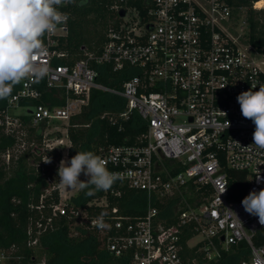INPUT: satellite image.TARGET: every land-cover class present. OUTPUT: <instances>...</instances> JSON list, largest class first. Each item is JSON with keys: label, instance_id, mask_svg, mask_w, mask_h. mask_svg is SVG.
<instances>
[{"label": "built area", "instance_id": "obj_1", "mask_svg": "<svg viewBox=\"0 0 264 264\" xmlns=\"http://www.w3.org/2000/svg\"><path fill=\"white\" fill-rule=\"evenodd\" d=\"M258 1L243 7L229 0H144L143 13L114 3L123 15L107 32L100 53H87L71 65L56 62L66 57L57 44L67 22L43 37L46 52L37 58L48 68L43 80L48 88L63 89L65 102L23 106L21 101L38 99L41 92L35 80L21 81L0 112L6 134H22V112L13 109L23 107L33 125L65 121L63 135L42 132V148L67 150L68 120L92 89L123 97L126 109L146 125L143 143L110 146L100 155L108 170L122 177L117 182L145 195L143 215H124L113 206L105 217L110 229L100 230L95 226L99 215L68 209V197L59 192L48 221L70 215L99 234L124 264H264V241H259L264 225L241 205L250 191L264 188V150L251 145L255 125L242 116L236 100L242 91L264 86V54L248 42L249 16H242L238 35L230 29L234 11L260 10L264 0L261 7ZM92 63L108 64L113 71L135 67L137 73L121 88H110L97 82ZM0 155L9 160L10 151ZM231 171L245 172L242 199L229 196ZM110 193L119 196L120 190ZM91 204L107 205L105 198ZM35 226L28 245L37 242L41 224ZM19 259L13 248H0V264Z\"/></svg>", "mask_w": 264, "mask_h": 264}, {"label": "trees", "instance_id": "obj_2", "mask_svg": "<svg viewBox=\"0 0 264 264\" xmlns=\"http://www.w3.org/2000/svg\"><path fill=\"white\" fill-rule=\"evenodd\" d=\"M252 1L255 0H229L230 3L243 7L250 6ZM143 2L144 0H87L82 7L70 4L61 8L69 15V19L67 33L59 38L57 48L65 51L66 57L57 59L56 62L71 65L84 58L87 53L99 54L107 32L120 21V10L114 9L113 4L134 6L143 13ZM248 19V42L264 54V5L260 10L250 9ZM91 66L97 70V82L116 89L121 88L125 79L137 73L135 67L129 66L119 71H113L105 63H92ZM35 84L41 92L40 97L21 101V105L31 108L39 103L47 107L64 104L63 89L48 88L43 79L35 81ZM6 101L7 98L0 100V112L5 108ZM19 118L22 134H6L0 127V154L7 150L12 152L23 134L30 144L15 154L11 173L8 174L4 161L0 163V248H13V254L20 257L13 264H124L123 258L115 257L107 250L99 234L86 229L70 215L52 217L48 221L50 205L59 201L57 169L61 152L41 147L45 124L33 125L28 110L22 112ZM66 130L69 140L67 159H70L76 151H92L100 156L110 146L141 144L146 125L135 112L126 109L123 97L92 89L87 103L69 118ZM46 156L51 158V163L43 162L42 159ZM230 175L229 196L232 199H242L245 172L231 171ZM112 188L120 190L119 196L110 193ZM112 188L93 196H86L79 189L77 194L67 199V207L85 210L89 215H100L113 206L124 215L140 216L145 213L146 199L141 191L128 188L117 181ZM193 194L194 198L199 197L197 192ZM101 198H105L106 206L89 205L93 200ZM169 213L171 216L172 211ZM36 221L41 224L37 242L35 245H28L37 229ZM30 228L31 232H28ZM259 241H264V236ZM234 259L235 255H232L228 262Z\"/></svg>", "mask_w": 264, "mask_h": 264}, {"label": "clouds", "instance_id": "obj_3", "mask_svg": "<svg viewBox=\"0 0 264 264\" xmlns=\"http://www.w3.org/2000/svg\"><path fill=\"white\" fill-rule=\"evenodd\" d=\"M87 0H0V100L8 98L21 81L33 79L39 82L47 74V66L37 62L46 48L43 37L55 31L58 25L66 24L69 15L60 9L67 5L84 6ZM241 114L255 125L253 143L264 150V86L258 91H242L236 97ZM240 146L239 142L234 141ZM45 164L51 163L46 156ZM83 175L84 180L79 177ZM59 184L65 190L79 188L86 196L108 191L122 177L106 167V161L92 151H76L70 159H62L57 169ZM260 175L258 172L257 181ZM241 205L246 213L258 217L264 225V188L250 191ZM108 216L103 211L96 218L95 226L109 230L105 222Z\"/></svg>", "mask_w": 264, "mask_h": 264}, {"label": "rangeland", "instance_id": "obj_4", "mask_svg": "<svg viewBox=\"0 0 264 264\" xmlns=\"http://www.w3.org/2000/svg\"><path fill=\"white\" fill-rule=\"evenodd\" d=\"M244 15L245 16L247 15V17H248L249 16V10H247V13H246V10H235L234 11V18H233L232 26L230 27V29L232 30L234 35H238V33H239L238 32V28L241 25L240 21H241L242 16H244ZM262 69L264 70V66H262ZM23 110H24L23 107H16L15 109H13V112L21 113V112H23ZM63 123H65V121H63ZM63 123L61 121H58V122H54V123H51V124H48V125L46 124V127L43 130L44 134H46V136H50L54 132H59L61 135H63L62 134L63 131H64L63 130V126H64ZM18 140H19V144H17L15 146V148L13 149V151L10 152L9 160H7L5 156L0 155V163H2L3 161L5 162L8 174L11 173V170L14 167V160L16 158L15 154L18 153L19 151L25 149L26 147H28L30 145L28 143V141H26V139H25V134H23L22 137L18 138ZM41 147H43L42 144H41ZM60 148H61L60 149L61 150L60 151L61 152V160L62 159L68 160L65 146H61ZM79 179L80 180H84L85 177L83 175H81L79 177ZM58 190L63 195H65V197L69 198L70 196H73V195L77 194V192L79 191V188H74V189H71V190H65V188L62 185H60L58 187Z\"/></svg>", "mask_w": 264, "mask_h": 264}, {"label": "bare ground", "instance_id": "obj_5", "mask_svg": "<svg viewBox=\"0 0 264 264\" xmlns=\"http://www.w3.org/2000/svg\"><path fill=\"white\" fill-rule=\"evenodd\" d=\"M262 3H263V0L258 1L257 7H261L262 6Z\"/></svg>", "mask_w": 264, "mask_h": 264}, {"label": "water", "instance_id": "obj_6", "mask_svg": "<svg viewBox=\"0 0 264 264\" xmlns=\"http://www.w3.org/2000/svg\"><path fill=\"white\" fill-rule=\"evenodd\" d=\"M123 15V11H120V16H122Z\"/></svg>", "mask_w": 264, "mask_h": 264}, {"label": "crops", "instance_id": "obj_7", "mask_svg": "<svg viewBox=\"0 0 264 264\" xmlns=\"http://www.w3.org/2000/svg\"><path fill=\"white\" fill-rule=\"evenodd\" d=\"M66 149V148H65ZM66 152H67V150H66ZM60 163V162H59Z\"/></svg>", "mask_w": 264, "mask_h": 264}]
</instances>
